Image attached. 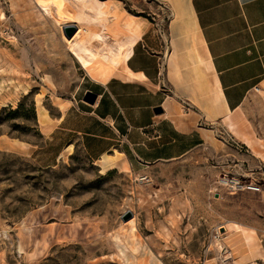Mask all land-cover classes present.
<instances>
[{
	"label": "rangeland",
	"instance_id": "1",
	"mask_svg": "<svg viewBox=\"0 0 264 264\" xmlns=\"http://www.w3.org/2000/svg\"><path fill=\"white\" fill-rule=\"evenodd\" d=\"M103 1L170 42L182 35L169 0ZM65 10L74 13L67 3ZM64 37L34 0H0V264H128L113 237L130 219L142 242L135 255L146 247L158 264H237L242 246L234 249L222 227L231 222L253 230L254 258L264 264V80L240 125L214 123L206 143L177 161L104 173L77 145L58 160L47 147L28 155L61 113L57 101L93 83ZM3 51L17 63L4 62ZM37 105L50 118L46 128Z\"/></svg>",
	"mask_w": 264,
	"mask_h": 264
},
{
	"label": "crops",
	"instance_id": "2",
	"mask_svg": "<svg viewBox=\"0 0 264 264\" xmlns=\"http://www.w3.org/2000/svg\"><path fill=\"white\" fill-rule=\"evenodd\" d=\"M188 11L202 41L198 50L211 69L183 67L177 80L175 71H168L170 39L147 28L125 60L129 75L82 88L47 134L41 133L44 144L28 155L47 147L52 161L58 160L71 144L96 165L103 155L118 153L130 171H143L177 161L226 122L243 123L252 91L264 80V0H189ZM174 42L185 51L182 35H175ZM214 78L220 107L228 112L209 121L203 108ZM87 91L95 95L91 103L83 100ZM169 98L178 103V111L167 108Z\"/></svg>",
	"mask_w": 264,
	"mask_h": 264
},
{
	"label": "bare ground",
	"instance_id": "3",
	"mask_svg": "<svg viewBox=\"0 0 264 264\" xmlns=\"http://www.w3.org/2000/svg\"><path fill=\"white\" fill-rule=\"evenodd\" d=\"M169 1L175 8L176 25L181 28L182 36L187 44L184 51L180 50L173 40L171 41L172 50L167 61L168 71H175L174 77L180 80L177 71H181L183 67H186L188 71H201V66L211 69L209 59L202 56L198 50L199 45H203L198 36L194 17L188 11L189 0ZM34 2L40 13L54 19L60 27L65 25L76 27V31L70 38L64 37L65 50L79 62L91 80L104 83L112 76L125 78L129 75L125 60L130 55L133 45L148 28L145 20H137L131 14L125 16L117 4L106 3L103 0H34ZM65 3L74 9L73 14L65 10ZM2 58L4 62L17 63L6 51L2 52ZM211 87L208 93V103L203 109L206 118L214 121L215 117L227 114L228 110L220 107V89L215 78ZM192 92L193 89H191ZM194 100L196 101L195 97ZM69 104V99L59 100L56 103L61 113H64ZM166 106L173 111L179 109L178 103L171 98L167 100ZM36 116L37 121L46 128L50 118L46 115L43 106L37 105ZM210 135L211 133L208 137ZM1 144L13 147V144L22 146L24 142L3 138ZM71 148L69 144L59 158L70 154ZM120 157L118 153L103 155L97 162V166L104 173L113 169L121 172L130 171L126 160ZM125 224L126 226L122 227L120 233H116L113 237V244L123 261L128 264H158L157 258L146 247L139 256L135 255L134 252L142 248V242L133 219ZM222 227H224L223 233L227 241L234 246V249L242 246L244 253L238 257L237 264H257L252 248L253 230H247V227L238 222H231V225L223 224ZM147 255L149 257L145 259L144 256Z\"/></svg>",
	"mask_w": 264,
	"mask_h": 264
},
{
	"label": "water",
	"instance_id": "4",
	"mask_svg": "<svg viewBox=\"0 0 264 264\" xmlns=\"http://www.w3.org/2000/svg\"><path fill=\"white\" fill-rule=\"evenodd\" d=\"M75 31H76V27L74 25H65V26H63V33H64L66 38H70ZM94 99H95L94 93H92L90 91H87L84 94V97H83L84 101H87V102L91 103V102L94 101ZM128 217H130V215ZM124 219H126V218H124Z\"/></svg>",
	"mask_w": 264,
	"mask_h": 264
},
{
	"label": "built area",
	"instance_id": "5",
	"mask_svg": "<svg viewBox=\"0 0 264 264\" xmlns=\"http://www.w3.org/2000/svg\"><path fill=\"white\" fill-rule=\"evenodd\" d=\"M142 179H146V176L143 175ZM221 184H228L231 183L230 185L233 186L234 188L236 187H241V182L238 178H230L229 180L224 178L222 181H220ZM246 188L251 189V190H258L259 187L256 185H249Z\"/></svg>",
	"mask_w": 264,
	"mask_h": 264
}]
</instances>
